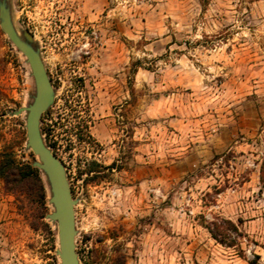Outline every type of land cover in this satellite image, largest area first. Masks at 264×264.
<instances>
[{
  "label": "rangeland",
  "instance_id": "1",
  "mask_svg": "<svg viewBox=\"0 0 264 264\" xmlns=\"http://www.w3.org/2000/svg\"><path fill=\"white\" fill-rule=\"evenodd\" d=\"M2 2L54 89L40 128L81 264H264V0H0V151L46 191L45 207L36 181L0 178V264H61L28 145L35 77Z\"/></svg>",
  "mask_w": 264,
  "mask_h": 264
},
{
  "label": "water",
  "instance_id": "2",
  "mask_svg": "<svg viewBox=\"0 0 264 264\" xmlns=\"http://www.w3.org/2000/svg\"><path fill=\"white\" fill-rule=\"evenodd\" d=\"M3 1V0H1ZM1 16L3 28L12 41L27 56L35 77L37 92L34 101L27 107L28 145L39 157L35 165L47 175L55 211L48 215L58 222L60 249L57 251L61 264H81L76 244L75 203L66 168L43 139L40 123L44 112L50 106L54 89L39 53L22 40L14 30L5 2H2Z\"/></svg>",
  "mask_w": 264,
  "mask_h": 264
},
{
  "label": "trees",
  "instance_id": "3",
  "mask_svg": "<svg viewBox=\"0 0 264 264\" xmlns=\"http://www.w3.org/2000/svg\"><path fill=\"white\" fill-rule=\"evenodd\" d=\"M0 178L3 179L6 187L13 192L18 187L25 185L30 180L36 181L40 187L41 201L46 207L45 185L40 175L39 169L33 167L28 162L17 161L16 153L12 148H5L3 151H0ZM224 222L230 223L232 225V228L235 231H238L236 225L233 224V222L227 220H224ZM211 232L213 233V235H215L212 230Z\"/></svg>",
  "mask_w": 264,
  "mask_h": 264
}]
</instances>
